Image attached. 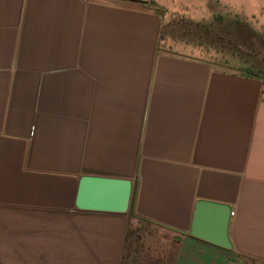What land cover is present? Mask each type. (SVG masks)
<instances>
[{"label":"crops","instance_id":"obj_1","mask_svg":"<svg viewBox=\"0 0 264 264\" xmlns=\"http://www.w3.org/2000/svg\"><path fill=\"white\" fill-rule=\"evenodd\" d=\"M153 4L0 0V264H264V82L165 50ZM83 175L128 209L77 208Z\"/></svg>","mask_w":264,"mask_h":264},{"label":"rangeland","instance_id":"obj_2","mask_svg":"<svg viewBox=\"0 0 264 264\" xmlns=\"http://www.w3.org/2000/svg\"><path fill=\"white\" fill-rule=\"evenodd\" d=\"M154 2L163 17L165 50L212 60L219 56L216 52L226 50L221 60L234 68L226 67L249 71L264 82V0Z\"/></svg>","mask_w":264,"mask_h":264},{"label":"water","instance_id":"obj_3","mask_svg":"<svg viewBox=\"0 0 264 264\" xmlns=\"http://www.w3.org/2000/svg\"><path fill=\"white\" fill-rule=\"evenodd\" d=\"M132 182L126 178L83 175L79 179L75 206L82 210L125 212L131 197ZM230 208L221 204L199 201L195 206L190 234L229 249L227 236ZM214 220V231H202L200 225Z\"/></svg>","mask_w":264,"mask_h":264},{"label":"trees","instance_id":"obj_4","mask_svg":"<svg viewBox=\"0 0 264 264\" xmlns=\"http://www.w3.org/2000/svg\"><path fill=\"white\" fill-rule=\"evenodd\" d=\"M227 26H228V24H226ZM226 53V50H221V51H219V52H216V54H219V56H217V58H215L214 60H212L211 58H210V60H212V61H214V62H216V63H218V64H222V66L223 67H226V66H230V65H227V62L226 61H222L221 59H224L225 58V56L227 57V54H225ZM232 66H234V65H232ZM232 66H230V68H234V67H232ZM228 68V67H227ZM241 70H245V71H247L246 69H241ZM242 72V71H241ZM248 73H246V74H251V73H249V71H247ZM244 73V72H243ZM253 76H255V75H253Z\"/></svg>","mask_w":264,"mask_h":264}]
</instances>
